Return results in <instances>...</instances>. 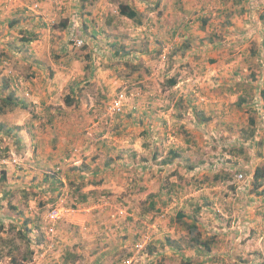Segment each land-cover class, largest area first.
<instances>
[{"label": "rangeland", "instance_id": "rangeland-1", "mask_svg": "<svg viewBox=\"0 0 264 264\" xmlns=\"http://www.w3.org/2000/svg\"><path fill=\"white\" fill-rule=\"evenodd\" d=\"M262 89L264 0H0V264H264Z\"/></svg>", "mask_w": 264, "mask_h": 264}, {"label": "trees", "instance_id": "trees-1", "mask_svg": "<svg viewBox=\"0 0 264 264\" xmlns=\"http://www.w3.org/2000/svg\"><path fill=\"white\" fill-rule=\"evenodd\" d=\"M118 13L122 16H125L129 19H136V17L139 15L136 8H134L133 6L129 5L128 3H119L118 4ZM138 22H140V20L137 19ZM168 84L170 86H174L176 84V80L174 78H169L167 80ZM261 95L262 97H264V89H262L261 91ZM2 105L5 104V105H9L11 104L12 102L9 100V99H4L2 98ZM201 115V113H199ZM249 124L251 125V128L249 130V133H248V136H247V139L248 138H252L253 135L256 133V128H252L253 127V124H254V119L253 118H249ZM6 131V132H9L10 128H7L4 123L0 122V131ZM245 132V130L243 131ZM246 137H245V140H247ZM175 151V152H174ZM172 151V156L173 157H176L178 156V153H176L177 150H174ZM180 154V153H179ZM169 162H171V158L170 159H164L161 163L162 164H168ZM262 180H264V161L262 162V164H258V166H256L254 169H253V172H252V185H253V188H257L258 186H261V182ZM85 197H83L84 199ZM154 205V204H153ZM152 208V207H151ZM155 208V207H153ZM177 215V219L180 220V219H183V217L185 216L184 213L182 211H178L176 213ZM188 232L190 233V236H189V239L190 241L195 245V244H198V245H202L204 246L207 250L210 249V240H207V239H202L199 235V233L196 231V226L191 223L189 224V227H188Z\"/></svg>", "mask_w": 264, "mask_h": 264}, {"label": "built area", "instance_id": "built-area-1", "mask_svg": "<svg viewBox=\"0 0 264 264\" xmlns=\"http://www.w3.org/2000/svg\"><path fill=\"white\" fill-rule=\"evenodd\" d=\"M80 43V41L78 42ZM123 101H124V94L122 92L119 93L116 99L112 101L110 104V112L113 113L115 111H119L122 106H123ZM237 177L239 179L244 177L243 173H238ZM61 212L57 208H52L49 213H48V220H49V231L52 232L54 231V224L56 220L60 217ZM145 240H139L136 242L135 246L137 249H141L145 245Z\"/></svg>", "mask_w": 264, "mask_h": 264}, {"label": "clouds", "instance_id": "clouds-1", "mask_svg": "<svg viewBox=\"0 0 264 264\" xmlns=\"http://www.w3.org/2000/svg\"><path fill=\"white\" fill-rule=\"evenodd\" d=\"M79 41H80V43H78ZM76 44H77V45H81V44H82V40H81V39L77 40V41H76Z\"/></svg>", "mask_w": 264, "mask_h": 264}, {"label": "crops", "instance_id": "crops-1", "mask_svg": "<svg viewBox=\"0 0 264 264\" xmlns=\"http://www.w3.org/2000/svg\"><path fill=\"white\" fill-rule=\"evenodd\" d=\"M100 12H101V11H100ZM259 98H261V99H262L261 95L258 97V99H259ZM263 98H264V97H263ZM258 99H257V100H255V101H258ZM258 102H259V101H258ZM263 187H264V185H263Z\"/></svg>", "mask_w": 264, "mask_h": 264}]
</instances>
